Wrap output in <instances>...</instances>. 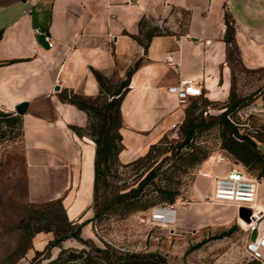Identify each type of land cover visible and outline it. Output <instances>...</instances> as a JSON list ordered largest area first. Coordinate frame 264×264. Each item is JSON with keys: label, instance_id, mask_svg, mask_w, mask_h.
Returning <instances> with one entry per match:
<instances>
[{"label": "crops", "instance_id": "crops-1", "mask_svg": "<svg viewBox=\"0 0 264 264\" xmlns=\"http://www.w3.org/2000/svg\"><path fill=\"white\" fill-rule=\"evenodd\" d=\"M226 15L241 63L251 70L263 67L264 0H0V110L17 115L16 106L29 102L21 115L29 201H60L75 223L94 216L96 144L89 117L61 99L57 85L96 98L103 92L97 73L124 82L139 63L121 101L119 160L131 163L185 120L168 87L181 78L201 79L213 98L229 88ZM141 21L171 32L144 47L135 39ZM38 27L46 35L36 34ZM229 169L204 171L214 177ZM212 180L201 175L195 196L210 194ZM82 233L89 236L90 223Z\"/></svg>", "mask_w": 264, "mask_h": 264}, {"label": "rangeland", "instance_id": "rangeland-1", "mask_svg": "<svg viewBox=\"0 0 264 264\" xmlns=\"http://www.w3.org/2000/svg\"><path fill=\"white\" fill-rule=\"evenodd\" d=\"M153 27L151 21H146L141 38ZM182 30L178 29L177 32ZM170 32L167 28L157 30V33ZM229 51H233L232 47L227 50L226 62L231 74L229 88L223 90L222 95L217 98H213L212 91L205 88L201 95L192 96L183 107L185 119L188 116L197 118V122H212L228 113L227 119L240 134L256 140V150L262 154L264 160V66L254 70L247 69L241 63L240 55L234 50L228 57ZM120 82L122 81L118 76L106 80L102 94L90 101L100 104L109 100L110 94ZM59 91L63 100L74 95L69 89ZM232 91L236 100L249 104L236 111L232 109ZM183 123L176 127H173L174 124L158 141L162 149L168 152L162 155L155 153L153 160L139 166L121 163L108 171L100 181L97 198L93 203L94 214L96 211L102 212V216L96 223L97 228L90 223L89 236L83 233L81 236L84 240H93L101 247L107 242L131 252L158 254L164 258L166 264H246L251 259L245 253L247 232L240 223L241 218L240 221L238 219V210L231 205L209 202V193L202 197L195 196L194 187L201 175L212 177L214 182V177L204 171L206 166L220 165L223 168L237 165L246 172L247 170L224 148L225 139L229 135H223V125H216L199 134L194 141L196 147L208 153V157L185 172V167L181 166V162H176L174 155L186 150V139L181 132ZM0 155V264H30L37 252L44 251L48 243L55 239L56 233L67 229L66 232L73 234L75 229L67 227L58 204H35L29 201L25 148L20 127L7 122L0 123ZM155 168L161 173L165 171L164 174L178 183L174 187L180 191V195L173 203L179 212L178 225L159 227L144 222L143 219L149 217L151 208L132 213L125 218L105 209L118 193L137 187ZM249 173L255 177L261 170L255 169ZM259 182L258 206L264 208V179ZM42 214L45 219L39 220ZM46 218L52 221L50 225L53 232H40L30 239L26 228L45 226ZM254 236L252 234V238ZM24 246L29 249L19 258V247ZM82 246L75 238L67 239L61 244V247ZM60 249L53 248L52 256L56 257Z\"/></svg>", "mask_w": 264, "mask_h": 264}, {"label": "trees", "instance_id": "trees-1", "mask_svg": "<svg viewBox=\"0 0 264 264\" xmlns=\"http://www.w3.org/2000/svg\"><path fill=\"white\" fill-rule=\"evenodd\" d=\"M146 21L140 22V33L135 39L147 47L151 39L159 35L157 30L159 28L153 27L144 38H141ZM233 21L226 15V33L225 42L228 49L233 51L228 52V57L231 56L234 50L240 55L239 47L235 41V27ZM137 62L127 73V79L122 82L121 86L112 94L110 99L103 103L96 104L90 101L93 98H84L82 96L74 94L70 98H65L66 101L77 105L84 110L89 117V135L96 144V159H95V183H94V200L96 201L99 191V185L102 178L106 176L108 171L113 166L121 165L119 160V153L123 150V137L120 133V129L123 125L121 116V101L128 81L132 76L135 69L138 67ZM100 83L101 89L105 88L106 79L99 73L96 74ZM231 108L238 110L248 105V102H242L236 100L235 93L232 91L230 94ZM227 114L217 117L212 122H206L201 120L197 122V118L188 117L185 119L181 132L186 139V150L183 152H176V162H181V166L185 167V172L188 168L194 167L208 157L207 152H203L199 147H196L194 141L199 134L207 129L216 125L224 126V136H229L225 139L224 148L227 149L233 156L237 158L241 165L246 168L247 173L255 169H260L261 173L255 178L264 179V160L262 154L256 150V140L250 136H245L239 133L237 128L227 119ZM7 122L9 125H15L22 130V116L15 115L14 113L3 112L0 110V123ZM191 142V143H189ZM168 152V150L162 149L159 143L153 144L148 153L128 165L139 166L146 161L153 160L154 154L162 155ZM164 172H158V168L152 169L145 178L138 184L137 187L130 189L127 192L118 193L114 198L109 201L108 206L105 208L110 210L114 214L121 218L135 213L146 211L159 203L173 204L180 191L174 187L178 183H175L171 177L164 174ZM250 174V173H249ZM55 204L60 206L63 212V221L67 227L75 229L73 234H69L64 230L63 232L56 233L55 239L48 243L44 251H38L36 256L31 260L30 264H166L164 258L154 253H137L128 250L117 248L107 242H104L103 246H98L93 240H84L81 236L82 229L85 225L92 223L94 228H97L96 223L102 216V212L94 214V216L84 222L75 223L71 221L65 209L60 201H55ZM42 214L39 220L45 219ZM47 224L42 227H27L26 232L31 239L35 234L40 232H53L51 228V220H47ZM75 238L81 244L82 247H61L62 242L67 239ZM55 247H60V251L56 257H53L51 251ZM29 248L19 247V258L22 257ZM246 264H260L256 260H251Z\"/></svg>", "mask_w": 264, "mask_h": 264}, {"label": "built area", "instance_id": "built-area-1", "mask_svg": "<svg viewBox=\"0 0 264 264\" xmlns=\"http://www.w3.org/2000/svg\"><path fill=\"white\" fill-rule=\"evenodd\" d=\"M36 34H45L42 28L35 29ZM49 46H53L50 37L46 36ZM168 64H174L172 56L166 57ZM205 88V82L201 79L181 78L177 84L168 87V92L177 96L179 105L185 107L189 99L195 95H201ZM175 124L173 127H176ZM260 182L237 165L223 175L214 176L213 191L207 196L209 202L231 205L239 212L241 208L251 211L249 220L241 219V225L247 232L245 253L251 260L264 264V211L257 205L259 202ZM178 208L176 204H159L150 210V215L144 222L159 227H174L177 220ZM240 216L238 219L240 221ZM252 234H255L252 238Z\"/></svg>", "mask_w": 264, "mask_h": 264}, {"label": "water", "instance_id": "water-1", "mask_svg": "<svg viewBox=\"0 0 264 264\" xmlns=\"http://www.w3.org/2000/svg\"><path fill=\"white\" fill-rule=\"evenodd\" d=\"M55 90H56V91L60 90V86L57 85V86L55 87ZM28 107H29V102L24 101V102L19 103V104L16 106L15 109H16V112H17L18 115H24L25 112L27 111ZM238 215H239L241 218H243V219H245V220L248 221V220H249V217H250V215H251V211H250L249 209H247V208H241V209L239 210V212H238Z\"/></svg>", "mask_w": 264, "mask_h": 264}, {"label": "bare ground", "instance_id": "bare-ground-1", "mask_svg": "<svg viewBox=\"0 0 264 264\" xmlns=\"http://www.w3.org/2000/svg\"><path fill=\"white\" fill-rule=\"evenodd\" d=\"M257 207L260 209V210H263L264 211V208H261L257 205ZM178 215H179V212L177 211V220H176V225H178ZM242 219V218H241ZM175 225V226H176Z\"/></svg>", "mask_w": 264, "mask_h": 264}]
</instances>
